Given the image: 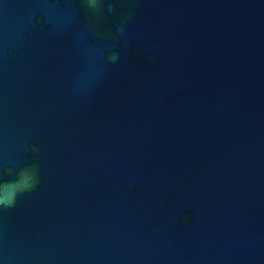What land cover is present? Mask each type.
I'll use <instances>...</instances> for the list:
<instances>
[{
	"label": "water",
	"instance_id": "obj_1",
	"mask_svg": "<svg viewBox=\"0 0 264 264\" xmlns=\"http://www.w3.org/2000/svg\"><path fill=\"white\" fill-rule=\"evenodd\" d=\"M0 264H264V0H0Z\"/></svg>",
	"mask_w": 264,
	"mask_h": 264
}]
</instances>
